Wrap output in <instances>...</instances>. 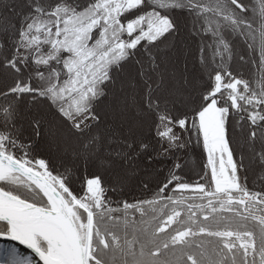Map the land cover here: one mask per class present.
I'll return each instance as SVG.
<instances>
[{
    "label": "snow or ice",
    "instance_id": "snow-or-ice-1",
    "mask_svg": "<svg viewBox=\"0 0 264 264\" xmlns=\"http://www.w3.org/2000/svg\"><path fill=\"white\" fill-rule=\"evenodd\" d=\"M259 0H0V264H264Z\"/></svg>",
    "mask_w": 264,
    "mask_h": 264
},
{
    "label": "trees",
    "instance_id": "trees-1",
    "mask_svg": "<svg viewBox=\"0 0 264 264\" xmlns=\"http://www.w3.org/2000/svg\"><path fill=\"white\" fill-rule=\"evenodd\" d=\"M204 2L210 5L207 21L211 25V27L215 28L217 24H224L226 23L224 20L220 19L223 16V11L220 8H217V0H204ZM257 10L261 7H264V0H259V2L255 5Z\"/></svg>",
    "mask_w": 264,
    "mask_h": 264
}]
</instances>
